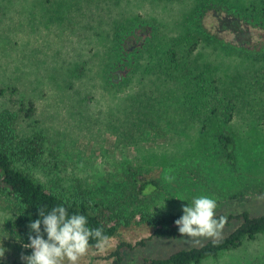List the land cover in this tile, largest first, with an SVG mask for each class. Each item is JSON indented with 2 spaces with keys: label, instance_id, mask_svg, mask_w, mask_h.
<instances>
[{
  "label": "rangeland",
  "instance_id": "1",
  "mask_svg": "<svg viewBox=\"0 0 264 264\" xmlns=\"http://www.w3.org/2000/svg\"><path fill=\"white\" fill-rule=\"evenodd\" d=\"M261 1L0 0V111L14 114L18 137L38 135L42 146L35 162L15 166L125 217L177 212L201 195L216 200V213L264 212ZM223 19L248 32H231ZM184 61L204 79L191 70L184 78L176 68ZM213 80L232 96L229 121L206 109ZM200 85L205 97L195 95ZM222 132L233 138L234 167L217 139ZM140 173L160 189L136 195L131 181ZM15 212L0 190V264L22 254L9 232ZM144 232L131 220L106 251L89 248L78 264H107L121 242L141 260L150 254L137 245ZM198 264H264V233Z\"/></svg>",
  "mask_w": 264,
  "mask_h": 264
},
{
  "label": "trees",
  "instance_id": "2",
  "mask_svg": "<svg viewBox=\"0 0 264 264\" xmlns=\"http://www.w3.org/2000/svg\"><path fill=\"white\" fill-rule=\"evenodd\" d=\"M258 17L260 19L256 20L264 26V0L261 1L258 9ZM221 23L224 25L228 23L226 27L236 34L248 32L246 26L241 25L239 21L223 19ZM256 29L259 30L258 32L264 31L261 27ZM171 54L174 56L175 52ZM176 68L185 72L184 78L187 77L189 70L197 72L196 66L189 64L188 61L177 62ZM194 78L199 81L203 80V72H197ZM214 82L213 80L210 83L211 90H214L211 98L205 103V106L209 107L206 109L210 110L209 113L212 115L221 116L225 121H229L235 110L232 96L224 88L225 86L220 88ZM185 83L191 86L190 81L187 80ZM220 90L223 93L222 99L219 98ZM2 93L0 89V94ZM207 94L208 89L204 90L201 85L195 89L197 97H205ZM27 109L30 112L33 111L32 103ZM13 119L12 112L0 111V190L11 197L16 207L14 217L8 223L9 232L18 242L19 252L25 256L32 254L31 248L22 250V245L30 242L28 239L30 222L40 218V209L47 214L56 206L66 207L69 216L72 214L85 215L89 228H102L104 234L111 238L116 236L121 226L127 225L131 220L144 228V236L137 245H142L145 251H149L150 254L147 257H142L141 260L135 259L131 252L133 246L130 243L121 242L108 257H105L108 259L107 264H198L206 258L217 256L221 251L236 248L245 238L252 239L264 233V212L254 214V209L251 211L225 210L216 213L217 218L227 217V223L218 237H205L202 241H199L200 238L197 237L191 243L190 238L179 233L178 226L175 224V220L183 215L182 209L177 212L141 210L135 215L125 217L109 206L90 203L86 197L67 195L62 191L46 188L14 164L16 161L35 162L40 156L42 146L41 137L38 135L18 137ZM217 139L225 151L229 164L234 167L233 138L222 132L217 134ZM131 184L135 194L141 196L151 195L160 189L158 179L152 175H142V173L135 175ZM41 230L43 232V225H41ZM44 238L47 239L46 233H44ZM95 243V240H90V248L96 249ZM121 248L127 249L125 254L121 253ZM22 254L1 264H25V261L21 260Z\"/></svg>",
  "mask_w": 264,
  "mask_h": 264
},
{
  "label": "clouds",
  "instance_id": "3",
  "mask_svg": "<svg viewBox=\"0 0 264 264\" xmlns=\"http://www.w3.org/2000/svg\"><path fill=\"white\" fill-rule=\"evenodd\" d=\"M165 179L170 182L174 177L166 175ZM217 206L216 200L209 196L194 197L191 204L182 208L183 215L175 220L179 233L187 237H218L227 217L217 218ZM39 215V219L29 224L30 242L24 247L31 248L32 254L21 255L25 264H78L88 253L90 240L96 241L95 248L101 253L110 246L111 237L105 235L102 228H89L85 215L69 216L64 206L53 207L47 214L40 209ZM5 251L0 247V258Z\"/></svg>",
  "mask_w": 264,
  "mask_h": 264
}]
</instances>
